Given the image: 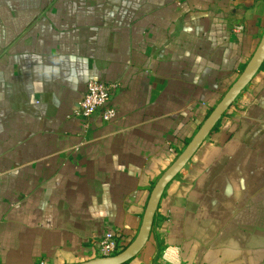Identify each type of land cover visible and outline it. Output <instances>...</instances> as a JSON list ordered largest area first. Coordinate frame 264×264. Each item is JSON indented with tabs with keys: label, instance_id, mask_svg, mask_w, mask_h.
Listing matches in <instances>:
<instances>
[{
	"label": "crops",
	"instance_id": "0c3cea01",
	"mask_svg": "<svg viewBox=\"0 0 264 264\" xmlns=\"http://www.w3.org/2000/svg\"><path fill=\"white\" fill-rule=\"evenodd\" d=\"M264 34V0H0V264H74L151 191ZM91 78L117 116L73 114ZM125 264H264V64Z\"/></svg>",
	"mask_w": 264,
	"mask_h": 264
},
{
	"label": "water",
	"instance_id": "95a60500",
	"mask_svg": "<svg viewBox=\"0 0 264 264\" xmlns=\"http://www.w3.org/2000/svg\"><path fill=\"white\" fill-rule=\"evenodd\" d=\"M264 64V34L262 39L236 81L225 92L221 100L211 110L193 138L179 153L173 163L163 172L155 183L143 216L142 225L134 240L121 252L113 256L95 257L87 261L74 264H125L137 256L149 241L153 230L158 208L167 185L182 171L193 158L202 143L215 129L223 115L252 81Z\"/></svg>",
	"mask_w": 264,
	"mask_h": 264
},
{
	"label": "built area",
	"instance_id": "2783aa9c",
	"mask_svg": "<svg viewBox=\"0 0 264 264\" xmlns=\"http://www.w3.org/2000/svg\"><path fill=\"white\" fill-rule=\"evenodd\" d=\"M118 89V82L107 83L98 78H91L87 83L86 93L73 114L86 119L88 123L95 115H99L105 123L111 122L117 116V108L113 105L112 98ZM170 151L175 155V159L180 153L173 146ZM121 234L118 229H111L101 236L93 237L89 243L96 257L116 255L133 241L125 243Z\"/></svg>",
	"mask_w": 264,
	"mask_h": 264
},
{
	"label": "trees",
	"instance_id": "16d2710c",
	"mask_svg": "<svg viewBox=\"0 0 264 264\" xmlns=\"http://www.w3.org/2000/svg\"><path fill=\"white\" fill-rule=\"evenodd\" d=\"M127 246L124 247V249L126 248Z\"/></svg>",
	"mask_w": 264,
	"mask_h": 264
}]
</instances>
